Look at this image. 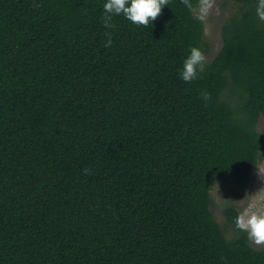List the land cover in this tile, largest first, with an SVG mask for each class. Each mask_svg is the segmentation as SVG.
<instances>
[{
  "label": "trees",
  "instance_id": "obj_1",
  "mask_svg": "<svg viewBox=\"0 0 264 264\" xmlns=\"http://www.w3.org/2000/svg\"><path fill=\"white\" fill-rule=\"evenodd\" d=\"M232 1L186 83L204 23L181 0L111 29L106 0H0V264H264L238 211L223 227L210 208L213 179L245 181L264 146V23Z\"/></svg>",
  "mask_w": 264,
  "mask_h": 264
},
{
  "label": "clouds",
  "instance_id": "obj_2",
  "mask_svg": "<svg viewBox=\"0 0 264 264\" xmlns=\"http://www.w3.org/2000/svg\"><path fill=\"white\" fill-rule=\"evenodd\" d=\"M169 0H106L103 5V24L105 28L111 29L115 25L112 23L113 16L123 15L127 20L136 25L147 27L162 14V6L168 5ZM190 11H197V18L204 21L209 15L214 0H181ZM38 7V5H36ZM256 15L260 22L264 23V0H258ZM104 46L110 47L112 44L111 32H106ZM207 58L204 52L197 47H191L189 55L183 61L180 72L181 79L186 83H191L197 79L199 73L205 70ZM201 99L205 102L211 99V94L205 90L200 93ZM85 174H91V170L85 168ZM237 229L246 232L248 239L257 246L264 245V203L253 202L244 207L235 217Z\"/></svg>",
  "mask_w": 264,
  "mask_h": 264
},
{
  "label": "rangeland",
  "instance_id": "obj_3",
  "mask_svg": "<svg viewBox=\"0 0 264 264\" xmlns=\"http://www.w3.org/2000/svg\"><path fill=\"white\" fill-rule=\"evenodd\" d=\"M238 7L239 5L232 0H214L209 15L203 21L204 34L201 50L204 52L207 62L215 56L222 45V24L238 10ZM193 14L198 16L197 11H193ZM225 96L229 98L228 92H225ZM256 128L264 137V114L259 116ZM210 194L212 197L211 211L223 227L226 222L223 213L225 206L231 205L239 213L253 202L264 203V146L258 163L248 179L238 182L232 176L217 177L212 181ZM226 235L227 237L232 236L230 229L227 230ZM250 243L255 247H264V245L257 246L251 241Z\"/></svg>",
  "mask_w": 264,
  "mask_h": 264
}]
</instances>
